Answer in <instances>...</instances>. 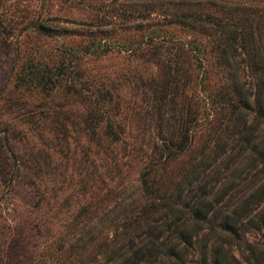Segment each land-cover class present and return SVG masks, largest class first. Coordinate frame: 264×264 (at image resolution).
I'll list each match as a JSON object with an SVG mask.
<instances>
[{"label": "rangeland", "instance_id": "obj_1", "mask_svg": "<svg viewBox=\"0 0 264 264\" xmlns=\"http://www.w3.org/2000/svg\"><path fill=\"white\" fill-rule=\"evenodd\" d=\"M249 11L264 12V0H0L11 30L6 46L0 41V264H68V251H82L83 264L106 262L102 237L141 214L140 176L162 134L144 82L158 78L171 60L147 53L149 44L164 43V30L205 43L207 37L195 30L212 24L199 18L208 14L233 27ZM170 12L186 14L185 22H169ZM260 36L264 44V32ZM39 66L64 70L63 80L38 84L32 71ZM242 74L253 89L245 69ZM213 80L210 73L208 84L192 81L183 87L185 96H177V104L198 98L201 118L189 124L191 144L165 175L177 179L204 151L212 159L203 171L219 168L230 177L231 189L217 197L222 202L232 188H244L254 170L246 159L225 163L230 139L221 157L212 154L216 120L205 112ZM165 175L163 183L172 186ZM151 177L157 178L155 171ZM249 192L254 190H237L232 200L250 196L253 212L264 193ZM151 214L149 224L163 220L161 210ZM144 219L141 214L140 223ZM248 230V242L231 247L229 264H258L251 252L257 247L264 253V238ZM196 248L183 264H201Z\"/></svg>", "mask_w": 264, "mask_h": 264}, {"label": "trees", "instance_id": "obj_2", "mask_svg": "<svg viewBox=\"0 0 264 264\" xmlns=\"http://www.w3.org/2000/svg\"><path fill=\"white\" fill-rule=\"evenodd\" d=\"M187 15L195 16L192 12ZM185 16L184 13L170 12L169 22H185ZM263 17L264 12L249 11L237 16L232 25L237 24L230 27V24L227 26L226 22L217 21L207 14L199 19L207 20L213 26L199 24L195 30L197 35L207 37L205 43L199 38L185 40L173 37L172 30H164L166 34L161 38L164 43L149 44L147 53L152 56L168 54L171 61L161 65L158 78L150 76L144 82V87L152 93L147 100L155 111L158 130L162 132L160 142L151 148L139 181L145 203L136 210H140L145 219L140 223L141 214L131 221L128 218L121 224V231L113 233L110 238L102 237L101 252L106 261L103 264H183L185 254L195 245L201 264H229L231 247L248 242L244 234L249 228L259 230L264 238V203L250 212V196L240 193L232 200L235 191L245 192L246 188L254 190L249 192L250 195L264 193V128H260L264 125V44L260 36L264 32ZM10 31L7 20L0 13L3 47ZM102 47L104 50L106 46ZM207 56L214 60L210 62ZM244 69L252 79L253 89L246 87L241 79ZM32 72V78L38 84L49 83L52 86L62 81L65 75L64 70L51 72L48 66H39ZM210 73L217 80V83L213 80L212 87L206 91L210 105L205 113L216 120L212 154L221 157L230 139L229 150L232 152L227 158L224 156L225 163L235 160L240 164L246 159L245 166L254 170L245 187L232 188L228 199L222 202L217 197L231 189L230 177L221 176L219 168L212 172L203 171L212 159L204 151L177 179L172 180L165 175L171 160L191 144L189 124L201 118L198 98L181 99L178 104L176 98L181 94L185 96L183 87L192 81L208 84ZM117 138L118 135L112 139L117 141ZM257 163L259 167L255 166ZM153 171L157 178L151 177ZM199 171H202L200 175ZM164 175L165 182L172 186L163 183ZM215 183L217 188L213 190ZM213 202L215 204L211 206ZM158 210H161L163 220L159 224H149L147 219ZM208 211L211 212L208 214ZM248 245L249 251H254ZM256 250L251 253L258 264H264L263 250L257 247ZM81 252L68 251V264H83Z\"/></svg>", "mask_w": 264, "mask_h": 264}]
</instances>
